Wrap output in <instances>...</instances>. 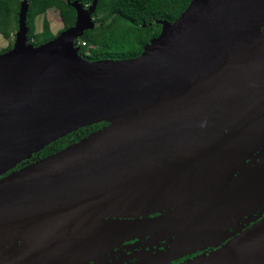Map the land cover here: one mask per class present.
Listing matches in <instances>:
<instances>
[{
  "label": "water",
  "instance_id": "1",
  "mask_svg": "<svg viewBox=\"0 0 264 264\" xmlns=\"http://www.w3.org/2000/svg\"><path fill=\"white\" fill-rule=\"evenodd\" d=\"M97 2H70L74 25L33 45L22 0L0 53V264H80L172 225L179 243L185 231L193 241L212 228L203 210L264 205V155L231 179L264 148V0H191L173 22L157 21L138 56L91 61L75 40L94 27ZM98 122L107 124L15 169ZM193 198L198 206L185 205ZM192 264H264V219Z\"/></svg>",
  "mask_w": 264,
  "mask_h": 264
},
{
  "label": "trees",
  "instance_id": "2",
  "mask_svg": "<svg viewBox=\"0 0 264 264\" xmlns=\"http://www.w3.org/2000/svg\"><path fill=\"white\" fill-rule=\"evenodd\" d=\"M22 0H0V34L9 39L18 30V14ZM74 0H28L26 25L27 42L38 45L55 37L49 20L44 17L41 31H36L35 20L55 9L63 29L74 25L76 11L70 5ZM90 5L92 0H80ZM191 0H98L92 14L94 27L86 29L78 39L86 46L79 53L86 59H128L138 56L149 41L158 36L161 24L173 22L187 8ZM59 31V32H60ZM13 40L9 43L12 46ZM107 122L86 125L60 137L32 154L15 167L20 168L74 144ZM13 170V169H12Z\"/></svg>",
  "mask_w": 264,
  "mask_h": 264
},
{
  "label": "flooded vegetation",
  "instance_id": "3",
  "mask_svg": "<svg viewBox=\"0 0 264 264\" xmlns=\"http://www.w3.org/2000/svg\"><path fill=\"white\" fill-rule=\"evenodd\" d=\"M9 47L8 44L4 50ZM0 53L2 52L0 51ZM261 155H264V148L257 151L250 159H247L245 164L231 176V179L239 177L247 169L253 167L259 161ZM227 183H223L211 191L214 194L220 188H225ZM204 198L206 197L202 196L200 199ZM200 199L187 200L185 205L194 208L199 205L198 200ZM239 208L242 212H238ZM246 208L245 204L237 208L233 205L228 207L226 212H220L219 215L215 216L208 214L211 211L210 209L203 210L201 225L210 223L212 228H210V231L206 228L198 238H192L193 241H191L190 234H187L189 239L186 240L185 231L183 233L185 242L179 243L182 234L175 225H172L167 228V231L160 229L121 240L117 244L107 247L95 259L80 264H192L220 251L234 237L239 236L241 232L264 219V205H254ZM174 210L168 209L159 213L156 212L146 218L162 217L166 212H169V216H172ZM205 234L211 236L207 237Z\"/></svg>",
  "mask_w": 264,
  "mask_h": 264
},
{
  "label": "rangeland",
  "instance_id": "4",
  "mask_svg": "<svg viewBox=\"0 0 264 264\" xmlns=\"http://www.w3.org/2000/svg\"><path fill=\"white\" fill-rule=\"evenodd\" d=\"M46 17L49 22H50V26H51V30L52 32L55 34V36L59 33V31L62 29V22L60 20L59 14L55 9H49L45 15H40L36 18L35 20V25H36V31L39 32L41 31L42 28V22H43V18ZM13 40H15V34H13L11 36V38L6 39L4 38L1 34H0V51L3 53L6 50H4V48H6L8 46V44ZM13 45V43H12ZM12 46H10L9 48H11ZM8 48V49H9ZM3 49V50H1Z\"/></svg>",
  "mask_w": 264,
  "mask_h": 264
},
{
  "label": "built area",
  "instance_id": "5",
  "mask_svg": "<svg viewBox=\"0 0 264 264\" xmlns=\"http://www.w3.org/2000/svg\"><path fill=\"white\" fill-rule=\"evenodd\" d=\"M75 45H77L80 48V47L86 46V43L84 41H80L79 39H76Z\"/></svg>",
  "mask_w": 264,
  "mask_h": 264
},
{
  "label": "bare ground",
  "instance_id": "6",
  "mask_svg": "<svg viewBox=\"0 0 264 264\" xmlns=\"http://www.w3.org/2000/svg\"><path fill=\"white\" fill-rule=\"evenodd\" d=\"M232 208V207H231Z\"/></svg>",
  "mask_w": 264,
  "mask_h": 264
}]
</instances>
